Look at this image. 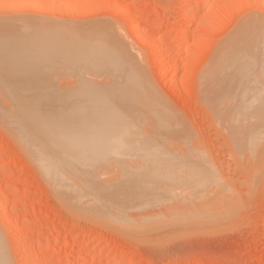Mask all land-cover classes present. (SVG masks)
<instances>
[{
	"label": "rangeland",
	"instance_id": "obj_1",
	"mask_svg": "<svg viewBox=\"0 0 264 264\" xmlns=\"http://www.w3.org/2000/svg\"><path fill=\"white\" fill-rule=\"evenodd\" d=\"M10 1L7 0V2H3L2 0L3 3L0 2V23L8 22L7 24H9L11 21H15L14 24L12 23L14 26L20 24L21 22L19 23V21L27 24L31 22L33 25H35L34 23L36 22V24L40 25H58L57 27H60L59 25H66L70 28L71 26L72 28L79 26L78 28L81 29L94 27V30L95 28L108 27V30H112L111 32L114 31L113 34H115V32L121 33V38L128 41L132 52L136 51L133 54L136 55V57L138 56L137 58H139L141 62L146 79L153 92L159 96L168 112L166 115H163L166 119L161 116V118H163L161 119L163 123L160 121L162 124L157 126L159 129L155 127V120L150 122L148 119L149 117H145L146 115L143 117L144 123L142 122V124L145 125L137 124L136 120L138 119L135 120L139 130L131 123L136 117L130 119L129 114L127 117L123 114H121V116L119 115L121 118L122 116L125 117L123 118L126 123L130 122L128 123V125H130L129 127H132L133 124L137 129L138 132L134 130V135L139 133L141 134L140 136H142L146 133L145 136H147L148 133L149 137L147 136L142 139L141 147H134L132 144L128 145L126 143L119 149H112L113 152L112 150L110 151V153L112 152L111 155L108 152L106 159L102 158L100 161L98 160V163L96 162L98 167L101 168L102 165L104 166H102L103 168H101V170L95 166V163H91L92 166L89 165L91 170L93 166L95 167L93 168L94 170H92L95 172H90L92 175L87 172L88 170H85L88 173V178L93 176V178L98 177L99 179L100 177L101 179H99V181L102 180V182L108 178L112 182L118 181L117 179L120 177H122L119 179L120 181L125 178L127 182L126 177L128 175L130 178L133 174L134 176L137 174L136 177L140 178L143 176L142 174H145L146 170L150 171L156 167H158V169L156 168L154 173H157V175L160 174V179L161 176L164 175L162 176L164 180H162L163 182L166 181L165 183L160 182L161 180L158 181L157 179L159 178H157V175L151 174L153 177L150 176V179L146 176H144L145 178L142 177L143 180L139 179L141 180L140 183L137 180L138 178L134 179L138 183H136V186L132 184L134 188L131 185L130 190L128 186L126 187L127 191L125 188H121L123 186L122 182L118 185L117 189H115L116 187H114V190H112L113 187L109 188L112 190H109V192H116V194L121 192V196L123 191V193L126 191L127 194L125 195L129 196L131 193L134 195L136 193V197H140L141 199L143 197L144 201L146 200L145 203H147V201L148 203L147 205L145 203L143 204V200L141 203L138 201L139 198H136L138 199L137 202L134 201L136 199L132 200L133 203L131 201L129 203L128 201L127 204L125 203L127 206L124 207L126 210L123 209L125 211L124 216L122 215L125 220L124 223L119 220V223L120 221L121 223L118 225L116 221L118 220L116 219L117 216H112V214H110L111 211L109 214L112 219L115 217L113 222L115 221L117 224L110 225L109 222L108 226L106 225V220L109 214L105 213L107 216L104 214L106 220L99 217V210L106 211V207V209H103V206L101 209H98L100 208L98 207V215L94 214L96 208H94L93 205V212L91 210H89L90 212L82 211L87 214L85 215L75 206L76 209H71V203H69L71 207L68 205L70 199L66 198V200H63L64 197L61 199L58 198L60 195L57 196V194H54L51 185L49 186V181L42 176L43 174L38 167L34 165L29 151L26 149L23 150L22 147L17 144L16 139H13L14 136H11V134L6 131L7 129H5V127L2 128V124L0 123V237L6 254L7 264H264V164L262 163L264 159L262 158L261 162L260 158H258L259 160L255 158L263 154L264 151H258V153L255 154L256 156H254V154L247 153L246 147L241 145V141H235L240 140L239 135H241L242 131L239 130L238 132L231 128L229 132V127L231 126H229L230 123L226 124L228 119L225 121L223 118L222 120L223 116L219 118L216 111L214 114L212 113L214 110L205 100L207 88L203 79L204 74L209 70L206 69L208 66L210 67L211 61H213L219 46L231 36V33L236 32L235 29L240 27L243 22L245 23L244 26H247L246 23L251 21V19H256L254 20L255 22L259 21V24H253L251 22L253 24L251 25V23H248V25L254 27L255 30H252V28L248 30L249 26L247 30L252 32L251 35L254 43H260V45L255 44V48L264 51L263 1L64 0L66 2L65 4L63 0H38L39 4L42 2L44 3H42L43 6L41 4V8H39V4L37 7L35 5L32 7V3H22L21 0H15L16 2L13 0L12 3L14 7L8 3ZM48 1L49 3H57L55 4L56 7L49 8L47 5ZM60 1H63L61 3L62 8L61 5H58ZM64 4L65 6H63ZM156 21L158 23L155 25ZM31 23L29 25H32ZM134 25L139 27V34L131 31ZM176 28L179 32L175 33L174 30H176ZM249 32L246 31V34ZM89 38L90 36H88V39ZM100 38L99 35L93 34L90 40L98 42ZM159 38L161 39V43ZM145 39L148 40V42ZM152 40L154 42H152ZM178 43L181 44L179 47L180 49L176 46ZM156 45L159 50L157 49L155 51L154 48ZM66 50L67 46L63 43L56 47V53L58 51L65 53ZM89 51H91V49H89ZM84 54L69 53L65 58L61 57L64 58L62 60L58 57L57 60L60 61L59 65L63 62L62 66L64 67L58 68L50 77L44 78L48 82L47 86L54 85L52 88H54L55 91L59 88L58 94L53 93L51 94L53 95L52 97H72L73 93H75L76 97V95L78 96V94L82 92V90L78 92V87H82L84 90L85 87L88 89V86H85L84 81L80 79L82 76L80 72L73 67L78 59L84 57ZM95 56L101 55L96 54ZM158 62H161V67L159 68L157 66ZM255 64L259 65V62ZM249 69L250 71L246 78V98H261V96L264 98V87H262L264 86V68ZM258 76L261 80H259ZM39 79H41V77L36 81H40ZM74 81H77L78 85H74ZM40 84L43 85L44 82ZM74 86H77V88L75 89ZM72 88H74V92ZM257 88H260V90ZM257 90L260 91V93H258ZM61 92H64V94L61 95ZM203 95L204 97H202ZM216 113L217 116L214 117ZM137 114L139 115V113H136V115ZM142 114L143 113L139 116L137 115L140 117L139 120L142 119ZM134 115L131 116L133 117ZM121 118L122 124L125 123ZM126 119L130 121L127 122ZM120 120L118 119V121ZM152 122L153 124H151ZM146 124L147 128H157L158 130H155H161L159 134L163 132L162 135H164L161 139L160 137L159 139L153 138L155 142L163 140L164 143L161 144V142H159L160 144L156 145L153 141V145L155 144V146L152 148L150 147V149L148 148V152H145L147 151L145 149L148 143H152L151 140L153 139H151V135L154 130L145 128ZM162 129H166L167 131L164 133ZM140 130L144 131L142 132L143 134ZM148 130L150 132H148ZM234 132H238L239 135ZM155 135H158V132ZM158 136H156V138ZM145 139L149 141L148 143L146 142V145H143V140L145 141ZM164 140L166 142L171 140L172 144L170 142L166 143ZM252 152L254 153V151ZM249 154L251 156L250 158H248ZM72 155L74 160L75 155L73 152ZM253 157L263 164L261 165L262 167H259L258 164L260 163L253 159ZM73 162H71V164L74 166ZM111 162L116 163L113 164ZM149 162H151V165ZM192 162H195V165ZM184 164H187V167L189 166L192 169L189 168L188 171L185 166L186 169H184V171H186H181L180 169ZM134 166H137L139 171L137 167ZM127 168L128 170H126ZM134 168L135 170H133ZM75 169H77V167ZM86 169L89 168L87 167ZM251 169L254 170L252 175L254 182L251 183V181H253L251 180L248 187L246 175L249 176L251 171L248 173V170ZM172 171H176L175 174H178L175 176L174 173L171 174ZM187 171L189 172L188 175L186 174L188 177L184 175ZM182 172L184 173L182 174ZM84 173L81 174L80 171L81 175ZM138 174L141 175L138 176ZM179 174L182 176L178 178ZM173 175L175 178L177 177V180L169 177ZM101 176L105 180L102 179ZM110 176L112 178H110ZM184 177H187L186 180L188 181L196 180L195 182H197L198 180V183L200 181L199 184H196L200 189L203 183L209 185L212 189H210V187L205 188L203 189L204 193L208 192L210 195L213 194L212 196L218 197L217 200L222 199V204L225 203V205L220 204V206L217 202V205L215 204L217 209L214 208L215 206H213L214 210L212 208V213L217 215L209 216V218L215 216L216 218H206L208 220H204V222L198 217L195 218L194 216L182 215L183 211L181 210V213L176 211L177 208L183 209L184 206L187 208L184 209L185 212L189 211L188 207L191 209L193 208V211L198 209V207L196 208V206H198V204H196L198 200L195 201L192 199L194 196L196 199L197 195L200 196L203 193L202 190L193 189L196 188V185L193 183V185L188 184L189 186H186V189L184 185H187L189 182H184L181 179H184ZM113 178L114 180H112ZM146 178L148 180L154 178V180L158 181V184H165V186L171 185L169 188L172 189L167 188L168 192L173 189L176 191L175 189L178 188L177 191L178 194H180L183 193V190L187 191L190 187L188 190L189 192H194L193 190H195L194 193L196 194L197 191L198 194L195 195L193 193L194 196H191L190 194L192 192L187 195L188 191H185V193L182 194L183 197H181V194L178 195L177 192H175L177 198L170 200V198H173L174 192L172 191L169 194L166 193L167 191L164 189L165 186L163 187L161 184L159 185L163 188L158 187L156 189V185L154 186L153 183L154 180H151L153 181L151 183L146 181V183L147 187L149 186L148 184H151L155 189L150 190V187L149 190L146 187V189L140 188L146 184L144 183ZM98 179L96 178L95 180L97 181ZM109 179L104 183L109 184ZM180 179L183 181V183L181 181L183 185H181L180 182L175 184V182L180 181ZM135 181H133V183ZM171 181H173V183H170ZM139 184H142V186H139ZM172 185L178 187L174 188ZM144 191L147 194H144ZM148 191L152 192L148 194ZM153 193L155 195L157 194L159 199L156 198ZM220 193H222L221 196L219 195ZM184 194H186L188 198L184 199ZM148 195L151 198H148ZM198 197L197 199H199ZM153 198L155 201L154 203L153 200L150 202ZM160 198L164 201H160ZM167 198H169V200H165ZM155 199L159 202L157 203ZM187 199L188 203L189 201L190 203L193 201V203L191 205L189 203L188 205L186 202ZM63 201H67V205L66 202L63 203ZM181 201L187 204L184 205V202ZM73 202L74 201H72V205L75 204V202L74 204ZM174 202H180L182 204L178 203L177 206V203ZM130 204H133L132 206L135 204V206L131 209ZM140 204L141 207L139 206ZM164 204L169 212H167L168 210ZM174 209L176 210L174 211ZM102 215L103 214H101V216ZM168 215L170 217H168ZM153 216L154 218L157 216V218H161V220L158 221V219H155L153 222H149V224L153 223L151 225L141 222L146 221L147 219L145 218H151ZM108 218L110 220V217ZM130 220L133 223L137 221L139 227L136 226L137 223L134 224L135 228L131 227ZM171 220L173 221L171 222ZM101 221H103L104 224L101 223ZM126 225H129V228L131 227L133 230L126 228ZM160 225L161 227H159ZM114 226H117V228ZM84 253H91L92 255L90 254L89 259L83 260L80 255ZM99 256H102L101 260H99Z\"/></svg>",
	"mask_w": 264,
	"mask_h": 264
},
{
	"label": "bare ground",
	"instance_id": "obj_2",
	"mask_svg": "<svg viewBox=\"0 0 264 264\" xmlns=\"http://www.w3.org/2000/svg\"><path fill=\"white\" fill-rule=\"evenodd\" d=\"M4 1L7 2V0H3V2ZM12 1H10L8 3H10V5L14 6ZM21 1H22V3L23 2L28 3V4L32 3V7H33V5H35L37 7V5L39 4L38 0H21ZM56 1H58V0H56ZM63 1H60V4H58V5H61V3ZM259 1H263V3H264V0H259ZM0 2L3 3L2 0ZM14 2H16V1L14 0ZM48 3H49V1H48ZM48 3H47V5L49 6V8H51V7L54 8V7H56L55 4H57V3L54 4V2H50L49 4ZM242 3H244V2H242ZM4 4H6V3H4ZM4 4H2V5H4ZM41 4H39L40 6L38 5L39 8H41L44 3L42 4V6H41ZM65 4H66V2H65ZM65 4L63 6H65ZM71 5H72V3H71ZM234 5H236V4H234ZM6 6H8V5L6 4ZM118 7H119V5H118ZM10 8H11V6H10ZM61 8H62V5H61ZM61 8H59V9H61ZM64 10H65V8H64ZM214 14H215V12H214ZM6 20H10V19H6ZM254 20H256V19H254ZM254 20L251 19V21L247 22L246 23L247 26L246 25L244 26V24H245L244 22L242 24L240 23L241 26L238 27L237 29H235L236 32H233L234 34L231 33V36H229L224 41V43L222 42V44L218 48V51H216L217 53H216L215 57L213 56L214 59H213V61H211L210 67L209 66H208L209 68L207 67L206 70H208V69L209 70H208V72H206V74H204L203 79H204V84L207 88L206 89L207 91L205 92V94H206L205 100H206V103L209 104L210 107H212V109L214 110L212 113L214 114V112L216 111L219 115V118H220V116L221 117L223 116L222 120H223V118L225 121L228 119L226 124L230 123L229 126H231V127L228 126L230 128L229 132H230L231 128L238 131V132H239V130H241L242 131L241 135H239L238 132H234V133H238V135L240 136V140H235V141H241V145L243 147H246L247 153H250L252 155L254 154V156H256L255 154L258 153V151H262V152L264 151V98H262L263 96H261V98H259V97L258 98H252V99L250 97L246 98L247 97L246 96V78H247L248 72L250 71L249 68H259V69L264 68V61H263L264 51L259 50V49L257 50L255 48V46L260 45V43H254L253 37L251 35L252 32L248 31L251 28H252V30L254 29V27L251 26L254 23L259 24V21L255 22ZM49 22H47V23H49ZM7 23H5V22L0 23V123L2 124L1 125L2 128L5 127V129H7L6 131L9 132L11 134V136H14L13 139L14 138L16 139L17 144L20 145L23 150L26 149L27 151H29V153L31 155L30 157L34 161L33 162L34 165L37 166L38 169L40 170V172L43 174V175L42 174L41 175L43 177H45L46 180L49 181V183H50L49 186L51 185L52 188L51 187L50 188L52 189V191L54 190L53 191L54 194H57V196L60 195V197H58L60 199L64 197L63 200L64 199L66 200V198L70 199V201H68V205L70 206L69 203H71V206L73 207L72 208L70 206L71 209L74 210V209H76L75 207H77V209L79 208L80 212H82V211L90 212L89 210H91L93 212L92 209H93V205H94V208H96L94 211V214H98L97 208L100 207L98 209H101L103 206V209H106V208L107 209H106V211L105 210H103V211L99 210V212H100L99 217L100 218H104V216L106 215L105 213L109 214V212L112 211L110 214H112V216H115V217L117 216L116 219H118V220H116V219L115 220L118 222V225L121 223V221H122V223H124L125 220H124L123 216L125 214L124 213L125 211L123 209H125L124 207L127 206L126 205L127 202L129 201V203H130V201H131L133 203L132 200L136 199V198H139V200L138 199L134 200L136 202L138 200L142 203V200H143V204H144L146 201V200L144 201L142 196H141L142 199L140 197H136L137 196L135 193L136 189L134 192L135 195L133 193H131L132 195L130 194V196L125 195V194H127L126 193V191H127L126 187L127 186L129 187V190H130V186L132 184L133 185L135 184V186H136V183H138L134 180V179L138 178V177H136L137 174L135 176H134V174H133V176L130 175L131 179L128 177L129 175L127 176V174H126L127 182L125 181V178L123 180L121 179V181H120L119 179L122 178V177H120V175H119L120 178L118 177L119 179H117L118 181L112 182L108 178L109 184L108 183L105 184L106 183L105 181L108 179L105 180L101 176L102 179L105 180L104 181L105 183L102 182V180L99 181V179H101L100 177H99V179H98V177H96L98 179L96 181L95 180L96 178H93V176H91L92 178L90 176H89L90 178H88L87 172H89V173L95 172V171H92V170H94L93 168H95V167L93 166V168L91 170L89 165H91V163H95V166H97L96 162L98 163L102 158L106 159V157L108 156L107 155L108 152L110 153V151L112 149L114 150V148L119 149L120 147H123V144H126V143L128 145L132 144L134 147L135 146L141 147L142 146V139L146 138L147 136L149 137V135L147 133V136H145L146 133L143 134L142 132H144V131L140 130L141 133L143 134L142 135L143 137L140 136L141 134H139V133L135 134L136 135L135 136L134 133H135V131L138 132L137 129L139 128V127L137 128L136 125L137 124L145 125V124H142V122L144 123L143 117L146 115L145 117L146 118L149 117L148 119L150 122L155 120V123H156L155 127L160 126V124L163 123V121L161 119L165 118V116H163V115H166L168 112L166 107L163 105L161 99L159 98V96L157 94H155L153 92L148 80L146 79L143 68L141 66V62H140L139 58H137L138 56L136 57V55L133 54L136 51L132 52L131 47L128 44V41L125 39L127 41V43H126V41L121 38V35H122L121 33L115 32V34H113L114 31L111 32L112 30H108V27L107 28H101V27L95 28V30H94L93 29L94 27L89 28V29H81V28H78L79 26L76 28H72V26H71V28H70V27H67L66 25L65 26L59 25L60 27H57L58 25H56V26H52V25H48V24L47 25H44V24L40 25V24H36V22L34 23L35 25H33L31 22L30 23L32 25H29L30 24L29 22H28L29 24H27L25 22L23 23L22 21H19L20 24L14 25V26H13V24L15 23V21H11V23H9V24H7ZM16 23H17V21H16ZM157 23L158 22L156 21L155 25ZM248 23L249 24L251 23V25L249 26ZM247 27H248V30H247ZM255 28H256V25H255ZM138 30H139V27L135 26V25L131 29V31L133 33H138ZM246 31L250 33V34L247 33L249 36L246 34ZM174 32L175 33L179 32V30H177V28H176V30H174ZM256 33H257V31H256ZM93 34H97L101 37L98 42H94V41L90 40V38L92 37ZM88 36H90L89 39H88ZM256 36H257V34H256ZM138 37H141V36H138ZM146 41L148 42V40H146ZM152 42H154V41L152 40ZM61 43H63L65 46H67V50L65 53H62L60 51H58L56 53V47H58L59 44H61ZM160 43H161V39H160ZM157 45H156V47H157ZM176 46H177V48H179L181 46V44L178 43ZM156 47L154 48L155 51L158 49V47L157 48ZM89 49H91V51H89ZM132 49H133V47H132ZM47 51H49V52H47ZM80 51H83V52H80ZM69 53H81V54L85 53L84 57L81 59H78L76 64H74L73 67H75V69L80 72V74L82 75L80 79H82L84 81V85L88 86V89L85 86H84L85 90L82 89V87H78L79 88L78 92L80 90H82V92H80V94H78V96L76 95V97H75V93H73V96L71 95L72 97H66V98L63 96L58 97V98L52 97L53 95H51V94H53V93L58 94L59 88H58V90L56 89V91H55L54 88H52L54 85L47 86L48 82L44 78L50 77L52 74H54V72L58 68H61V67L63 68L64 67V66H62L63 62H61V64L59 65L60 61L57 59H58V57H60V58L64 57L65 58L66 55ZM96 54H100L101 56H95ZM64 58H61V60ZM256 62H259V65H256L255 64ZM157 66H158V68L161 67V62H158ZM67 67H69V66H67ZM40 77H41V79H39L40 81H36ZM259 80H261L260 77H259ZM43 82H44V84L41 85L40 83H43ZM73 83H75L74 85H78L77 81H74ZM262 87H264V86H262ZM76 88H77V86L75 87V89ZM73 89L74 88H72V90ZM89 89H92V90H89ZM258 90H260V88ZM203 91H204V88H203ZM73 92H74V90H73ZM258 93H260V91H258ZM62 94H64V92L63 93L61 92V95ZM260 95H258V96H260ZM202 97H204V95ZM219 112H220V114H219ZM136 113H139V115L141 113H143L141 116L142 119L139 120L140 117H138L139 115L137 114L138 115L137 116ZM217 113H216V115H214V117L217 116ZM121 114L125 115L126 117L130 115L129 116L130 119H133L136 117L134 119V121L131 123H133L137 129L133 126V124H132V127L134 129L132 127H129L130 125H128V123H130V122H128V121H130V120L126 119L128 122V123H126V121H124L125 117L124 116H122V118L120 117ZM131 115H134V116L132 117ZM161 116H163V118H161ZM150 117H153V118H150ZM120 118L125 123L122 124ZM118 119L120 121H118ZM136 119H138V120H136ZM148 119H146V120H148ZM135 120L137 121V124H136ZM160 121L162 123H160ZM151 124H153V122ZM145 128H147V124H146ZM148 128L149 129L151 128V130H154L155 134L158 132V135H159V136L155 135L154 132L151 131L152 135L155 136V137H153L151 135V137H152V138L150 137L151 139H153V138L159 139V137L161 139V137L164 136V135H162L163 132H160L161 135L159 134V131H161V130L157 131L159 129V127H157L158 129L157 128L153 129V127H148ZM155 129H157V130H155ZM163 131L165 133V131H167V130L164 129ZM148 132H150V131L148 130ZM137 135L140 137H138ZM156 136H158V137L156 138ZM155 139L151 140L152 143H150V144L148 143V141H149L148 139H145V141L143 140V142H144L143 145L144 144L146 145V142L148 143V146H146L147 148L145 150H147L148 148L150 149V147L152 148L153 146H155V144L153 145V141L155 142ZM159 142H161V144L164 143L163 140H161V141L158 140V142L157 141L155 142L156 145L160 144ZM168 142L171 143L172 141L170 140V141H167L166 143H168ZM166 146H164V147H166ZM143 147H145V146H143ZM157 148H158V146H157ZM113 150H112V152H113ZM154 150H156V149H154ZM252 151H254V153ZM72 152L74 153V155H75L74 158L76 160L75 159L73 160ZM145 152H148V150ZM111 153H110V155H111ZM250 154H249L248 158L251 157ZM259 154H260V152H259ZM263 155H264V153L259 155V157H255V158H257V159L260 158V161L262 162L261 159L262 158L264 159ZM255 158L253 157V159H255ZM257 159H255V160H257ZM258 160H257V162L260 163ZM73 161H75V162H73ZM71 162L74 163L75 167L71 164ZM111 163H113V162H111ZM114 163H116V162H114ZM149 163L151 165V162H149ZM181 163H183V162H181ZM187 163H189V162H187ZM192 163H194V165H195V162H192ZM262 163L264 164V162H262ZM262 163L258 164L259 167H262L261 166V165H263ZM76 164H77V166H76ZM108 164H109V162H108ZM132 164H133V162H132ZM181 165H183V164H181ZM99 166H100V164H99ZM102 166H101V168L104 167V166L103 167ZM185 166L187 167V164L186 165L184 164V166L181 167L180 170L184 171V169H186ZM72 167H74V168H72ZM76 167H77V169H75ZM87 167L89 169H86ZM134 167H137V166H134ZM152 167H154V166H152ZM99 168L100 167H98V169ZM101 168H100V170H101ZM128 168L126 170H128ZM156 168L158 169V167H156ZM156 168L152 169L150 171L146 170L147 172L143 169L145 171V174H142L144 172L141 173L143 176H141L140 178L137 179L139 181V183L141 180H143L142 177L145 178L144 176L149 178L150 176L153 177V175H157V173H154ZM189 168L190 167L188 166L187 170ZM193 168H195V167H193ZM73 169L77 170V171H74ZM130 169H131V167H130ZM137 169H138V167H137ZM147 169H149V168H147ZM190 169H192V168H190ZM85 170H88V171L86 172ZM133 170H135V168ZM80 171H81V174L84 172H86V173L81 175ZM138 171H139V169H138ZM188 171L186 173L182 172V174L184 173V175H186V174L188 175V173H189ZM249 171H251V172L249 173ZM170 172H169V174H170ZM175 172L176 171H172L171 174L174 173V175L176 176V174H178V173L175 174ZM193 172H194V170H193ZM193 172H192V174H193ZM248 173H249V176L246 175V183L248 184V187H249L250 181L253 180V181H251V183L254 182V179L252 177L254 170L253 169L248 170ZM121 174H123V173H121ZM131 174H132V171H131ZM151 174H153V175H151ZM161 174H162V172H161ZM194 174H196V173H194ZM90 175H92V173H90ZM95 175H96V173H95ZM108 175H110V174H108ZM140 175L138 174V176H140ZM190 175H191V173H190ZM261 175H263V174H261ZM157 176H158L157 178H159V179H157L156 177L155 178L158 181L161 180L160 182H162V183L166 182V181L163 182L164 179L162 178V176H164V175L161 176V179H160V174H158ZM173 176H169V177L170 178L172 177L171 179L174 178V180L175 179L177 180V177L175 178V176L174 177ZM181 176L179 174L178 178ZM187 177H184L185 180L183 178H181V179L184 182H186V181H188V180H186ZM247 177L250 179H248ZM110 178H112V177L110 176ZM114 178H115V176H114ZM114 178L112 180H114ZM147 178L144 181V183H146V181L148 183H151V182H153L151 180H154V178H152L151 180H148ZM139 179H141V180H139ZM169 179H167V180H169ZM181 179H180V181H177V182L174 181L175 184L178 182L181 183V181H182ZM188 179H190V178H188ZM157 180H154V182H153L154 186L156 185L155 186L156 189L158 187L163 188L165 186V184L159 183L163 186L162 187L158 184ZM133 181H135V182L133 183ZM183 181H182V183H183ZM191 181L192 180L188 181L189 183H187V185H184L185 188H186V186H189L192 183L194 185H196L198 183V180H197V182H195L196 180H193L192 182ZM121 182L123 185L121 188L126 189L125 193H123L124 191L122 192V196L125 195L124 197H122L120 195L121 192L118 193L119 191L117 192L118 194H116V192L115 193L109 192V190L110 191L114 190V187H116L115 189H117L118 185H120ZM144 183H142V184H144ZM170 183H173V181H171ZM182 183H181V185H183ZM199 183H200V181H199ZM142 184H139V186L140 185L142 186ZM133 185H132V187L134 188ZM144 185H143L144 187L142 186L140 188H144V189L148 188V190H149V187H150V190L155 189L154 186H151V184H148L149 185L148 187H147V183ZM166 186L164 189H166V191H167L168 190L167 188L171 187V185L170 186L168 185L167 187ZM172 186H174V185H172ZM201 186H202L201 189L198 188L197 185H196V188H193V189H195V190L199 189V190L203 191V189L210 187L209 185H205L204 183L201 184ZM112 187H113L112 190L109 189ZM175 187L177 188L178 186H174V188ZM193 187H195V186H193ZM121 188H119V189H121ZM189 188H188V190H189ZM137 189H139V188H137ZM169 189H172V188H169ZM210 189H212V188L210 187ZM175 190L176 191H174V189L172 190L174 192L173 193L174 196H173V198H170V200L177 198L175 196L176 195L175 192H177V194H178V191H177L178 188ZM180 190H179V192H180ZM195 190H193V191L195 192ZM120 191H122V190H120ZM172 191L169 190V192L167 191L166 193L169 194ZM185 191L186 190H183L182 192L185 193ZM151 192H149L148 194H150ZM188 192H187V195L190 194L192 191L189 193ZM194 192H192L190 195L194 196V194H195ZM128 193H130V192H128ZM145 193L146 192L144 191V194ZM183 193H180L181 195L180 194H178V195L183 197L182 196ZM210 193H213V192H210ZM197 194L198 193L196 191L195 195H197ZM221 194L222 193H220L219 195L221 196ZM161 195H162V193H161ZM212 195H210L208 192L204 193V191H203V193L200 196L197 195V197L199 196L198 197L199 199H197V197L195 199V196H194L192 200H195V201L198 200V203L195 202L196 204H198V206H196V208L198 207V209L194 208V209H196L194 211H193V208L191 209L188 207L189 211L187 210L188 212H185L184 209H187L186 206H184L183 209H181V208L180 209L177 208V210L174 209V211L176 210L178 213H181V211H183L182 215H184V216H194L195 218L198 217L199 219H201L203 221L208 220L206 218H209V216L211 217L212 215L213 216L217 215L215 213H212L213 206H215L214 208H216L217 202H218V205L222 204V201H221L222 199L217 200L218 197L216 198V196L214 197ZM154 196H156V198H158L157 194L156 195L154 194ZM210 196H212V197H210ZM149 197L150 196L148 195V198ZM185 198H188V197H186V194H184V199ZM190 199H191V197H190ZM71 200L75 202V204L73 202L74 205H72ZM152 200L154 203L155 202L154 198L151 199L150 202ZM165 200H169V198H167ZM223 200H225V199H223ZM160 201H164V200H162L160 198ZM178 201H179V199H178ZM187 201H188V199L186 200V202ZM220 201H221V203H220ZM65 202L67 205V201H65ZM65 202L63 201V203H65ZM156 202H157V200H156ZM170 202H172V201H170ZM181 202H184V201H181ZM147 203H148V201H147ZM147 203H145V204L147 205ZM174 203H177L176 205L178 206V203H180V202H174ZM189 203H190V201H189ZM189 203H188V205H189ZM192 203H193V201H191L190 205ZM170 204H172V203H170ZM180 204H182V203H180ZM186 204L184 202V205H186ZM130 205H131L130 206L131 209L135 206V204H134V206H132L133 204H130ZM161 205H163V204H161ZM222 205H225V203ZM139 206L141 207V204ZM159 206H160V204H159ZM164 206H165V204H164ZM214 208H213V210H214ZM68 209H69V207H68ZM141 209H143V208H141ZM166 209H167V207H166ZM107 210H108V212H107ZM170 210H171V208H170ZM178 210L179 211L181 210V211L179 212ZM127 211H129V210H127ZM131 211H134V210H131ZM215 211H217V210H215ZM85 212H82V213L87 215ZM167 212H169V210ZM177 212H176V214H177ZM217 212H221V211H217ZM101 214H103V215L101 216ZM110 214L108 216V217H110V220L108 217H107V220H106V218H104V220L107 221L106 225L108 226L109 222H110V225L111 224L116 225L117 222H115V221L113 222L115 217L112 219ZM82 216H84V215H82ZM119 216H121V217H119ZM160 217H161V215H160ZM168 217H170V216L168 215ZM100 218H99V220H100ZM161 218H157V216H155V218H154V216H153L151 218L150 217L145 218V219H147L146 221H141V220L140 221L149 224V222H153L155 219H158V221H159V220H161ZM166 218H167V215H166ZM213 218H216V216L209 218V219H213ZM176 219H175V221H176ZM224 219H225V217H224ZM93 220H94V218H93ZM119 220H121L120 223H119ZM131 220H133V219H131ZM131 220H130V222H131ZM103 221H101V223H103ZM106 221H105V223H106ZM172 221L173 220H171V222ZM203 221H202V223H203ZM214 221H215V219H214ZM163 222H165V221H163ZM168 222H169V219H168ZM186 222H187V220H186ZM211 222H209V223L212 224ZM132 223L133 222H131L130 226L135 228L134 224L137 223V221L135 223H133L134 226L132 225ZM128 224H130V223H128ZM151 224H153V223H151ZM151 224H149V225H151ZM207 224H208V221H207ZM121 225H123V224H121ZM136 226L139 227L138 223L136 224ZM114 227L117 228V226H114ZM131 227L129 228V225H128L126 228L133 230V228H131ZM159 227H161V225ZM37 240H38V238H37ZM90 254L84 253V254L80 255V257L83 260H87L90 258ZM98 258H99V260H101L102 256H99ZM6 260H7L6 254L4 252V248H3L1 237H0V264H7L8 262H6Z\"/></svg>",
	"mask_w": 264,
	"mask_h": 264
}]
</instances>
